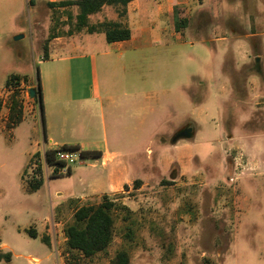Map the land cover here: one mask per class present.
<instances>
[{
    "label": "rangeland",
    "instance_id": "rangeland-1",
    "mask_svg": "<svg viewBox=\"0 0 264 264\" xmlns=\"http://www.w3.org/2000/svg\"><path fill=\"white\" fill-rule=\"evenodd\" d=\"M226 4L187 0L176 6L175 16L186 20L183 35H153L152 47L140 49L133 62L120 60L119 52L100 56L110 51L105 41L92 50L98 56L99 85L115 98L116 111L129 103L122 94L130 92L132 78L140 114L153 104L155 126L149 144L134 150L132 163L119 165L127 184L97 195L79 190L71 198L78 177L91 172L94 160L68 163L71 176L47 165L39 107L29 97L39 71L49 66L42 65L44 44L49 45L56 20L65 22L67 14L55 19L57 14L45 8L31 25L28 6L16 24L0 0V252L10 254L0 264H109L120 250L129 254L130 264H264V0ZM105 15L93 16V26ZM171 25L164 21L163 27ZM55 28L66 36L67 26ZM219 34L244 39L249 51L241 55L228 39L229 46L213 57L208 46ZM12 93L22 107V121L9 129ZM70 107L78 126L74 141L84 150L111 137L106 108L91 101ZM186 125L194 137L171 144ZM85 127L87 134L79 132ZM55 141L58 146L62 140ZM35 177L43 184L32 190L28 182ZM103 195L128 210L113 211L110 246L91 258L69 252L64 228L75 209L97 204Z\"/></svg>",
    "mask_w": 264,
    "mask_h": 264
},
{
    "label": "crops",
    "instance_id": "crops-1",
    "mask_svg": "<svg viewBox=\"0 0 264 264\" xmlns=\"http://www.w3.org/2000/svg\"><path fill=\"white\" fill-rule=\"evenodd\" d=\"M64 1L73 0H4L5 5H8L9 8V18L11 22L16 24L21 21L24 10L28 12V6H30L31 25L32 20L35 19L39 11H43L45 8H48L52 11V14H57L58 16L63 11L66 14L71 11L73 12L75 7H49V4ZM195 1L199 4L202 2L226 4L229 0ZM186 2L187 0H133L126 6V13L123 17L118 16L116 8L104 7L99 12L101 14L106 13L104 21L116 22L127 27L130 30L131 37L126 41L108 43L110 51L104 52L100 56L104 57L110 55L111 52H119L120 60L131 58L133 62L140 49L152 47V43L155 42L152 40L153 35L164 36L165 34H169L181 37L184 27L176 31L174 21L176 19L185 20V18H178L175 16V12L177 10L176 6L181 3L185 4ZM199 9H204V6H201ZM73 13L70 14L75 16V12ZM97 14L89 16V23L91 25H94L91 23V18ZM164 21L171 22L172 25L169 28H164ZM154 30L157 32L154 33ZM82 31L86 32L85 29ZM82 31L73 32L71 35H66L65 37L60 36L50 39L49 45H46L47 59L42 58L44 64L41 63L42 65L49 66L39 71L40 96L38 100H35L36 106H38L37 102L39 100L42 105V117L44 121V130L42 129L43 140L46 143V146L43 148L46 150L55 149L53 146H57L56 138L62 140L57 147L73 145L78 146L80 150H84V144L74 141V138L79 139L78 136L75 137L74 135L78 130V126L74 120L76 111L73 107H70L75 102L91 101L97 103L102 110L104 108L108 110L107 117L109 118L111 137H103L100 143L92 141L90 143L91 148L85 150L98 151L101 153V156L94 158L93 163L89 165L91 172L88 173L86 171L78 177L79 182L76 185L77 187L69 195L71 198H77V195H80L82 191L88 190V194L91 195L104 192L112 193V191H116L123 184H127V180L123 179V173L119 165H129L132 163L134 150L138 149L141 144H149L148 136L153 132L155 126L153 124L155 112L153 104L147 103L146 107L142 108V114H140V109L133 92L132 78L129 81L130 92L122 94V97L130 98L129 103L124 106V109L116 111L118 104L115 98L109 92H102L101 90L97 70L98 56L92 53V50L98 44L105 41L104 33L100 30H96L93 33H84ZM251 35V37H254L257 34ZM258 35L262 36V33ZM228 39H232L229 45H232L241 55L245 51H249V46L245 45L244 39L234 38L232 35L226 37L219 34L212 40L214 46L212 48L211 45H209L210 47L208 46L213 57L218 52H223L224 48L229 46ZM132 62L127 63L128 65H126L125 70L132 68ZM213 77L215 76L213 75ZM63 82L65 84L68 83L66 84L67 86ZM35 88L38 92L37 85ZM140 117L143 118L142 124H140ZM149 120H151L150 125ZM104 126L106 127L105 123ZM88 131V127L79 129V132L85 134ZM262 143L264 144V138H262ZM82 160L77 161L75 164L82 165ZM69 171V175L67 176H71L72 167L69 168Z\"/></svg>",
    "mask_w": 264,
    "mask_h": 264
},
{
    "label": "trees",
    "instance_id": "trees-1",
    "mask_svg": "<svg viewBox=\"0 0 264 264\" xmlns=\"http://www.w3.org/2000/svg\"><path fill=\"white\" fill-rule=\"evenodd\" d=\"M132 1L133 0H73L49 4V7H75V16L68 13L66 21L60 24H58V20H56L55 27L58 25L60 27H68L65 35H71L73 32H80L84 29L87 33H93L96 30H100L104 33L105 41L107 43H115L129 40L131 37L130 30L119 23L111 21H103L94 27L89 23V16L99 13L104 7H114L117 10L118 16L123 17L126 13V6ZM57 17L59 16L57 15L54 18L56 19ZM185 24L186 20L176 19L174 21L175 30L179 31L185 26ZM55 27L51 30L52 34H50L49 39L62 36L63 33L58 32ZM46 45L47 44L45 43L43 48V59H47ZM36 81L38 87L37 93L40 96L38 75ZM37 103L41 115L42 129L44 130L42 105L40 100ZM7 105L8 116L6 127L11 129L22 121V107L17 100L16 93L10 94L7 100ZM58 150L79 152L82 159H94L101 156V153L98 151L80 150L78 146L73 145H63L59 149L45 150V161L47 162V165L54 167L55 172L57 169L64 166L62 162L57 161L55 158V153ZM34 157L37 159L38 154H34ZM35 172L36 175L41 173L39 164L36 165ZM69 172L68 168L66 175H69ZM35 178H32L28 182V185L32 190L39 189L43 184L41 178ZM136 184L138 185V182H136ZM124 188L127 187L124 186ZM116 209L126 210V207L122 204H116L115 198H110L108 195L101 196L97 204H83L77 207L72 215L71 222L64 228L65 245L69 252L79 253L85 258H91L97 254L105 252L113 240L115 228L113 211ZM29 236L31 238H36L34 231L29 232ZM42 242L44 245L49 246V240L46 237L42 238ZM2 258L9 261L10 254H2L0 252V259ZM109 264H130L129 254L124 250L117 251L109 260Z\"/></svg>",
    "mask_w": 264,
    "mask_h": 264
},
{
    "label": "water",
    "instance_id": "water-1",
    "mask_svg": "<svg viewBox=\"0 0 264 264\" xmlns=\"http://www.w3.org/2000/svg\"><path fill=\"white\" fill-rule=\"evenodd\" d=\"M29 97L35 100L39 99L36 88L29 89ZM194 137V131L192 127L184 126L183 128L176 131L170 139L171 144H176L180 140H190Z\"/></svg>",
    "mask_w": 264,
    "mask_h": 264
},
{
    "label": "built area",
    "instance_id": "built-area-1",
    "mask_svg": "<svg viewBox=\"0 0 264 264\" xmlns=\"http://www.w3.org/2000/svg\"><path fill=\"white\" fill-rule=\"evenodd\" d=\"M55 158L57 161H60L64 164L63 167H61L63 170H61V173H65V171L68 170V163L69 164H75L77 161L81 160V157L78 152H70V151H62L58 150L55 153Z\"/></svg>",
    "mask_w": 264,
    "mask_h": 264
},
{
    "label": "flooded vegetation",
    "instance_id": "flooded-vegetation-1",
    "mask_svg": "<svg viewBox=\"0 0 264 264\" xmlns=\"http://www.w3.org/2000/svg\"><path fill=\"white\" fill-rule=\"evenodd\" d=\"M186 126H189V127H191L190 125H186Z\"/></svg>",
    "mask_w": 264,
    "mask_h": 264
}]
</instances>
